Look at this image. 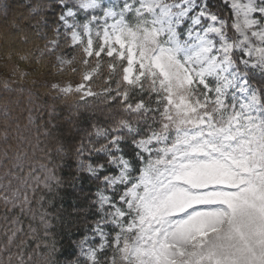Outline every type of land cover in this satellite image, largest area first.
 <instances>
[{
  "label": "snow or ice",
  "instance_id": "1",
  "mask_svg": "<svg viewBox=\"0 0 264 264\" xmlns=\"http://www.w3.org/2000/svg\"><path fill=\"white\" fill-rule=\"evenodd\" d=\"M0 59V264H264V0H0Z\"/></svg>",
  "mask_w": 264,
  "mask_h": 264
},
{
  "label": "trees",
  "instance_id": "2",
  "mask_svg": "<svg viewBox=\"0 0 264 264\" xmlns=\"http://www.w3.org/2000/svg\"><path fill=\"white\" fill-rule=\"evenodd\" d=\"M14 5L18 6L20 0H13ZM18 61V60H17ZM6 63L9 65L6 67V69H10V65L12 64L11 62ZM30 68L28 73H32L30 78L32 79L33 76H37L34 79H25L23 83L20 85L21 87H24L25 89L33 88V81L36 82V95L39 97L38 103L41 105H44L45 103L51 104L52 102V97L48 94L47 90L43 87L45 84L46 80H50L52 75L49 74V69L42 67L40 64L33 62H26ZM44 63H48V61H44ZM32 66V67H31ZM39 71V72H38ZM39 76V77H38ZM0 77H4V75H0ZM29 78V77H28ZM40 78H43L40 80ZM78 78V77H76ZM75 81V80H74ZM97 85H102V80L98 81ZM95 87V85H94ZM101 88V87H97ZM66 103V104H65ZM74 104H81L83 105L82 108V113H80L79 117V122L81 126H86L87 123L90 120V115L88 114L91 106L94 107H103L104 109L108 108V105L103 103L100 99L98 98H93L89 99L88 101H67V102H60L58 104V111L61 112V115L64 116V109L65 107H73ZM102 117V114L98 116ZM61 175H64L65 177H68V170L66 169ZM94 186L89 183L87 180H84L80 183H77L74 187L70 183H66L64 187H62L58 192H55L53 195V211L57 215H62L64 217V223L65 225L68 224V222L72 219V217L76 216V207L80 204H82L85 200V198L90 195L91 191L93 190ZM83 189L84 195L81 196V198L78 196L77 191ZM71 214V216L69 215ZM60 228V222L59 220L57 221V232H61ZM63 239V248L61 251L63 252V255H60L57 253V256L59 257V264H64V258L68 255L69 252L72 251V246L69 244V238L67 235L62 236Z\"/></svg>",
  "mask_w": 264,
  "mask_h": 264
},
{
  "label": "rangeland",
  "instance_id": "3",
  "mask_svg": "<svg viewBox=\"0 0 264 264\" xmlns=\"http://www.w3.org/2000/svg\"><path fill=\"white\" fill-rule=\"evenodd\" d=\"M66 51H68V52H70L72 55H75L76 53H74V52H72V50L71 49H67ZM106 59V58H105ZM8 62V61H7ZM11 63H18L19 64V66H20V68H21V70L22 71H24V72H27V71H29V68H30V66L26 63V62H19V61H17V60H14V61H11ZM7 63H6V61L4 60V59H0V75H4V76H7L9 73H10V71H11V68L8 70V69H6V65ZM32 67V66H31ZM39 72V71H38ZM37 78V76H33L32 77V79H34V78ZM39 77V76H38ZM27 79H31L30 77L29 78H27ZM31 79V80H32ZM41 79H43V78H40V80ZM51 79H53V77H51L50 78V80ZM75 81H78L79 80V78H76V77H74L73 78ZM101 81V79L100 78H96L95 79V82H94V84L92 85L93 86V89L95 90V91H100V88H97L96 89V86L97 87H101L102 85H97V83H98V81ZM41 81H43V80H41ZM46 81H48V80H46ZM94 85H95V87H94ZM94 97H89V98H87L85 101H88L89 99H93ZM84 101V102H85ZM80 102H83V101H80ZM66 104V103H65ZM72 109V107H65V109H64V118H67V116L69 115V113H70V110ZM102 110H104V108L103 107H101V105H100V107L98 108V107H94V106H91V108H90V110H89V112H88V114L90 115V119H92V118H98V116L99 115H101L102 114ZM80 113H82V108H80V112H79V116L77 117V119H79V117H80ZM77 194H78V196L81 198V196H83L84 195V192L83 191H81L80 189L77 191Z\"/></svg>",
  "mask_w": 264,
  "mask_h": 264
}]
</instances>
